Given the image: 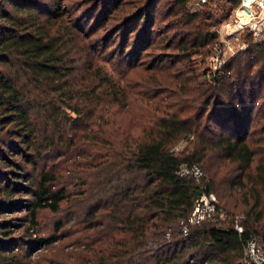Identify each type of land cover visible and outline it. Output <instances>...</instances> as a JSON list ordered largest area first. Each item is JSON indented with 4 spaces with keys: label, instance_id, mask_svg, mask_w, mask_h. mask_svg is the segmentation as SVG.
I'll use <instances>...</instances> for the list:
<instances>
[{
    "label": "trees",
    "instance_id": "16d2710c",
    "mask_svg": "<svg viewBox=\"0 0 264 264\" xmlns=\"http://www.w3.org/2000/svg\"><path fill=\"white\" fill-rule=\"evenodd\" d=\"M105 1L121 12L114 26L124 30L122 50L126 36L136 32L133 51L140 52L148 44L158 0ZM188 1H172L187 27L173 47L181 48L187 61L213 43L215 25L238 3L213 0L215 13L211 5L189 11ZM58 10L50 0H0V213L13 206V190L21 187L15 157L31 163L43 151L68 150L79 129L75 122L101 104L103 113L112 106L115 110L101 123L110 130L92 141L98 161L89 187L93 211L86 214L88 228L95 230L91 247L81 259L71 255L69 262L52 264H242L249 234L264 247V122L249 129L254 114L264 117V42H250L215 72L205 66L191 75L192 86L182 80L169 110L148 116L140 127H126L116 118L134 98L129 100L125 87L95 62L97 55L80 28L57 22ZM82 64L86 75L79 74ZM185 69L193 72L190 63ZM182 139L186 144L175 152ZM181 162L198 164L204 176L180 175ZM53 179L51 172L40 171V190L29 210L34 227L36 209L58 212L68 197L45 187ZM237 189L245 204L242 212L217 201L216 214L182 234L179 220L201 191L223 199ZM239 215L241 233L233 221ZM7 223L0 220V264H31L4 240ZM50 239L35 236L34 242L43 245Z\"/></svg>",
    "mask_w": 264,
    "mask_h": 264
},
{
    "label": "rangeland",
    "instance_id": "374dc122",
    "mask_svg": "<svg viewBox=\"0 0 264 264\" xmlns=\"http://www.w3.org/2000/svg\"><path fill=\"white\" fill-rule=\"evenodd\" d=\"M50 1L59 8L57 13L61 18L57 19V22L66 24L67 27L80 28L92 52L97 55L95 62L108 70L119 85L125 87L129 100L134 98L129 107L119 112L116 118L126 127H140L148 116L157 117L169 110V105L174 102L175 94L178 93L173 92L182 80L192 86L194 80L191 79V75L205 68L206 48L191 53L187 61V58L181 57V48L173 47L179 43V38L184 37L183 30L187 29L181 21L180 13L176 12L177 8L172 5L173 0H158L155 3L148 44L137 53L133 51L136 32L126 36L127 45L122 50L121 39L124 30H117L118 25L114 26L121 14L119 8L111 7L105 0ZM214 4L215 2H212L211 11L217 13L218 9ZM187 8L189 11L200 10H192L189 1ZM187 63H190L193 72L191 69L182 70ZM86 70L85 64H82L79 74L86 75ZM188 76L190 78L185 80ZM152 87L155 88L151 89ZM103 107L101 104L98 105L88 118H80L75 122L74 128L79 129H74L76 132L74 138L72 135L69 136L73 138L74 143L61 154L54 150L43 151L41 155L33 157L31 163L24 162L21 156L15 157V162L23 174L18 182L21 187L13 190L11 201L14 204L0 213V220L8 221L4 240L8 241L10 247L14 245L18 247L23 254L19 256L22 262L31 264H52L53 260L69 262L72 260L69 257L71 255L73 258L81 259L88 254L87 248L91 247L95 230L88 228L89 219L86 214L93 211L89 187L96 176L95 164L98 161L92 141L95 135L103 137V130L106 133L110 130L108 124L101 123L106 119L107 113L109 115L115 110L112 106L108 112L103 113ZM263 122V116L254 114L249 128L250 133L257 130ZM71 132L73 133L70 129L68 133ZM258 157L257 154L254 156L252 167L257 163ZM41 170L51 172L55 177L47 182L45 187L61 189L68 197L60 201L58 212H52L48 208L36 209L34 227L30 221L29 210L40 190ZM262 194L264 195V191ZM215 195L217 201L231 211L242 212L245 208L239 189L232 190V193L223 199L217 193ZM221 215H224L223 212ZM35 236L52 239L47 244L36 245Z\"/></svg>",
    "mask_w": 264,
    "mask_h": 264
},
{
    "label": "built area",
    "instance_id": "2783aa9c",
    "mask_svg": "<svg viewBox=\"0 0 264 264\" xmlns=\"http://www.w3.org/2000/svg\"><path fill=\"white\" fill-rule=\"evenodd\" d=\"M213 0H189L192 10L212 5ZM216 38L205 49V66L209 71L218 70L228 57L245 49L250 42H264V0H238L229 14L214 27ZM186 140L178 141L173 150L179 152ZM179 174L200 180L204 170L196 163L181 162ZM217 198L211 191H201L185 218L179 220L180 229L186 235L189 226L210 219L217 212ZM222 212H219L221 215ZM242 215L234 217V228L243 232ZM168 235V233H167ZM242 264H264V247L253 234H249L244 245Z\"/></svg>",
    "mask_w": 264,
    "mask_h": 264
}]
</instances>
